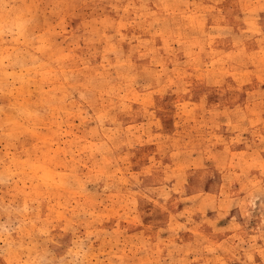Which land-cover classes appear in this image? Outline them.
<instances>
[{
    "label": "rangeland",
    "instance_id": "rangeland-1",
    "mask_svg": "<svg viewBox=\"0 0 264 264\" xmlns=\"http://www.w3.org/2000/svg\"><path fill=\"white\" fill-rule=\"evenodd\" d=\"M0 264H264V0H0Z\"/></svg>",
    "mask_w": 264,
    "mask_h": 264
}]
</instances>
